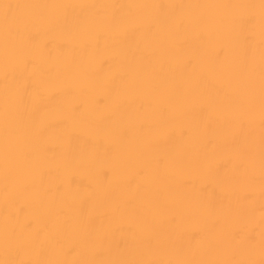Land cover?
Here are the masks:
<instances>
[{
  "label": "bare ground",
  "instance_id": "1",
  "mask_svg": "<svg viewBox=\"0 0 264 264\" xmlns=\"http://www.w3.org/2000/svg\"><path fill=\"white\" fill-rule=\"evenodd\" d=\"M0 264H264V0H0Z\"/></svg>",
  "mask_w": 264,
  "mask_h": 264
}]
</instances>
